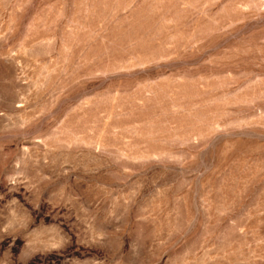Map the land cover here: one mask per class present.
<instances>
[{"label":"rangeland","instance_id":"rangeland-1","mask_svg":"<svg viewBox=\"0 0 264 264\" xmlns=\"http://www.w3.org/2000/svg\"><path fill=\"white\" fill-rule=\"evenodd\" d=\"M0 264H264V0H0Z\"/></svg>","mask_w":264,"mask_h":264}]
</instances>
